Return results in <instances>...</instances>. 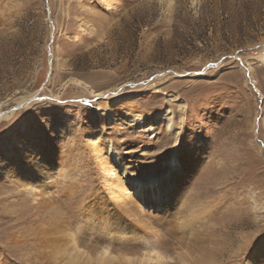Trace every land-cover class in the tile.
I'll list each match as a JSON object with an SVG mask.
<instances>
[{
    "label": "rangeland",
    "instance_id": "obj_1",
    "mask_svg": "<svg viewBox=\"0 0 264 264\" xmlns=\"http://www.w3.org/2000/svg\"><path fill=\"white\" fill-rule=\"evenodd\" d=\"M168 104L183 122L186 200L170 202L173 223L158 226L161 241L141 233L132 244L169 246L172 264L179 247H195L202 263L264 264V0H0V264H53L37 239L57 213L68 214L77 235L89 225L106 233L93 209L118 211L107 186L124 181L103 175L102 138L109 134L129 171L149 166L170 135L135 123ZM106 112L114 121L103 133ZM30 137L42 150L25 154L23 169L54 146L62 167H80L79 194L61 197L73 185L56 177L62 200L51 207L9 176L12 143ZM99 194L101 205L89 199ZM202 217L209 223L190 230L189 220Z\"/></svg>",
    "mask_w": 264,
    "mask_h": 264
},
{
    "label": "bare ground",
    "instance_id": "obj_2",
    "mask_svg": "<svg viewBox=\"0 0 264 264\" xmlns=\"http://www.w3.org/2000/svg\"><path fill=\"white\" fill-rule=\"evenodd\" d=\"M262 59L263 57H261V60ZM89 91L96 96H103L101 92H97L93 89H90ZM172 97L173 99L171 101H174L177 96L172 95L171 98ZM171 101H169L170 104L172 103ZM98 109L99 111L101 110L100 108ZM174 115L176 114L173 113V110L168 104L166 110L149 116L141 114V117L136 120L137 122L134 127L136 130H140L142 127H147L148 123H154L157 124L158 127L163 125L165 131L170 135L165 139L164 143L161 144L163 157L158 160L154 155L152 161L148 164L149 166H146L137 172H131L127 169L121 154L112 144L109 134L103 136L102 140L104 148L102 153L105 155V160L103 162L101 161L102 173L106 179L112 178L113 174H115L114 176L116 177V174L118 173L124 181H122L124 184L118 188L107 186V195L114 201V206L118 208V211L110 213L108 209H104L99 214L100 208L93 209V213L96 215L94 216V219L97 222H100L101 226L99 228L101 230L107 229L106 233H102L100 230L91 229V226L89 225V232L87 226H84L78 229L79 235H77L75 231L72 232L73 228L70 226L71 223L68 214L64 213H57L58 220H55L56 223L50 224L48 229L45 226L47 222L42 221L39 225V237L37 240L46 244V248L49 249L50 253L49 258H51L53 264L174 263L175 258L166 251L169 249V246L164 248L162 244H159V249L151 248L148 251H142L139 246L132 244V241L140 239L141 233L153 235L155 239L161 241L162 232L157 229L159 228L158 226L164 222L172 225V217L174 216L172 212H169V208L172 203L179 204L180 201H182V197L188 192L185 186L178 184V179H185L182 174L185 173L186 166L180 158V151L177 147V143L181 136L180 130L183 127V122H181L179 126ZM6 116L8 115H5V117ZM101 121L104 127L103 133H106L105 128L113 125V115L109 112L104 114L101 113ZM99 138H101L100 134H95L92 140L95 143ZM35 141L36 138L33 139V137H30L25 142L20 138H15L14 143H12L15 150L12 153L15 154L17 162L12 167V170H9V176L20 181L25 190L28 191L33 196L32 198L38 203L47 199L50 201L51 207L55 206L58 199L62 200V198H58L56 189V177H61L64 183L70 181L73 186L65 188V191L62 190L60 195L61 197L70 198L71 200L72 196L79 194L75 192L78 189V179L81 171L80 167L77 166V169L74 170V172L72 169L62 167L61 155L57 153L54 146H51L50 148H46L47 150L44 155L33 157V163L26 166V169H23L25 154L30 150L40 154L42 150L41 146H36ZM198 155L200 158L202 157V154L198 153ZM188 158L190 159L189 156ZM197 161L198 160L190 159V161H187L186 163H191L193 165ZM159 162L161 163L159 167H157ZM196 164L198 165L199 162ZM37 182L39 185L36 184ZM97 196V199L92 198L91 196L89 199H93V202L98 200L101 205V201L104 200V195L99 194ZM185 200L186 199L182 202ZM171 201L172 203L170 204ZM120 211L124 213V217L121 215ZM156 211L159 213L168 211L169 213L164 216L162 222L153 218V213ZM204 217H202L203 222L200 221V223H197L195 220L199 217H196L194 220H189L190 230L198 229L199 225H203L205 222L203 220ZM206 223L208 224L209 221L205 222V224ZM127 231H131L135 234L134 237H123V234ZM118 233H121L122 235L119 237ZM15 235L16 234L12 235L13 239H16L18 236ZM88 235H91L90 238ZM261 245L262 246L260 247L259 245V247L263 254L264 239L261 240ZM178 249H180L179 252H181L178 254L180 256V264H220L218 261H207L202 263V261L196 257L197 251L195 247H191L187 250L183 249V247H179ZM258 254L259 253L256 250L255 255ZM200 255L202 256V253ZM192 257H195L194 260L190 259Z\"/></svg>",
    "mask_w": 264,
    "mask_h": 264
}]
</instances>
